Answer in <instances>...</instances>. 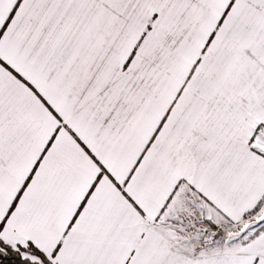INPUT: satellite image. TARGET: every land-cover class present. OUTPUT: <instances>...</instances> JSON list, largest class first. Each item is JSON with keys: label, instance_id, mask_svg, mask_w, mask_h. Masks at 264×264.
I'll return each instance as SVG.
<instances>
[{"label": "snow or ice", "instance_id": "snow-or-ice-1", "mask_svg": "<svg viewBox=\"0 0 264 264\" xmlns=\"http://www.w3.org/2000/svg\"><path fill=\"white\" fill-rule=\"evenodd\" d=\"M0 264H264V0H0Z\"/></svg>", "mask_w": 264, "mask_h": 264}]
</instances>
